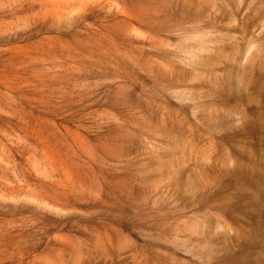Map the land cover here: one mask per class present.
<instances>
[{
    "label": "rangeland",
    "instance_id": "obj_1",
    "mask_svg": "<svg viewBox=\"0 0 264 264\" xmlns=\"http://www.w3.org/2000/svg\"><path fill=\"white\" fill-rule=\"evenodd\" d=\"M0 264H264V0H0Z\"/></svg>",
    "mask_w": 264,
    "mask_h": 264
}]
</instances>
